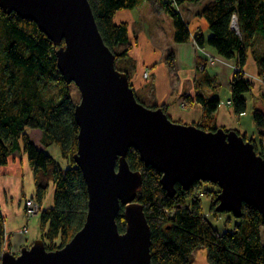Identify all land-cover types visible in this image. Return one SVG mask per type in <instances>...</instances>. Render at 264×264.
Returning <instances> with one entry per match:
<instances>
[{
	"label": "trees",
	"instance_id": "1",
	"mask_svg": "<svg viewBox=\"0 0 264 264\" xmlns=\"http://www.w3.org/2000/svg\"><path fill=\"white\" fill-rule=\"evenodd\" d=\"M146 1L89 0L101 37L117 57V62L128 59L131 45L129 25L117 24L115 17L119 12L137 9ZM202 1L169 0L162 7L174 23L177 44L189 42L193 37L201 49L208 44L224 60L234 62L236 70L229 84L231 103L237 116L244 115L248 111L247 96L255 89L254 83L245 75V67L256 37L261 36L264 41V0L211 1L201 13L211 32L208 39L201 33L192 36L189 25L177 10L183 4ZM235 21L237 31L233 29ZM121 48L119 53L117 50ZM57 51L53 41L34 22L0 8V167L8 166L11 156L24 152L35 173V199L41 207L51 184L54 186V207L41 212V239L51 251L66 246L83 228L89 205L87 184L74 160L79 150L80 133L74 116L77 105L70 94V85L65 83L59 71ZM253 53L264 84V50ZM168 63L172 67L173 57ZM117 69L129 77L134 71ZM137 100L146 106L138 97ZM186 100L187 106L197 103L209 116L218 111L221 103L219 98H206L201 94L195 99L186 97ZM162 109L168 114L165 106ZM252 118L259 142L243 136L262 151L264 109L254 110ZM195 125L206 131L215 130L206 121ZM28 131L41 133L42 148L35 144ZM54 145L61 151L62 159L69 162L65 169L48 152ZM127 158L130 169L141 172L144 180L136 202L143 206L151 228L153 264H192L194 253L203 249L207 251L209 264H264L261 237L264 222L257 208L245 203L242 216L234 217L233 231L221 233L202 209V196L206 195L212 200L214 215L219 214L215 210L220 193L217 185L200 181L186 191L177 184L176 194L170 197L163 190L161 173L146 166L136 149L131 148ZM200 185L202 192L198 191ZM123 210L117 218L121 233L127 226ZM6 244V219L0 208V252Z\"/></svg>",
	"mask_w": 264,
	"mask_h": 264
},
{
	"label": "water",
	"instance_id": "2",
	"mask_svg": "<svg viewBox=\"0 0 264 264\" xmlns=\"http://www.w3.org/2000/svg\"><path fill=\"white\" fill-rule=\"evenodd\" d=\"M0 8L34 22L53 41L65 83L81 93L74 160L89 195L87 220L66 246L51 251L38 239L19 254L5 252L0 264H153L151 228L136 202L144 180L130 169L131 148L161 173L170 197L177 184L189 191L197 182L213 183L220 188L218 213L240 218L246 203L264 222V149L259 153L238 131L183 125L162 108L138 102L101 37L89 0H0ZM123 208L127 226L121 233L117 218Z\"/></svg>",
	"mask_w": 264,
	"mask_h": 264
},
{
	"label": "crops",
	"instance_id": "3",
	"mask_svg": "<svg viewBox=\"0 0 264 264\" xmlns=\"http://www.w3.org/2000/svg\"><path fill=\"white\" fill-rule=\"evenodd\" d=\"M148 1L150 0L137 9L119 12L115 17L117 24L129 25L131 49L128 59L124 62L125 64L133 63L135 71L130 74V80L138 99L151 108L165 106L169 117L174 122L195 125L200 121H206L215 129L238 131L240 135L249 139L250 130L256 129L252 118L253 112L256 109L263 110L264 84L260 79L258 64L253 53L255 50L260 53L264 50V41L261 36L256 37L255 46L249 49L245 67V75L254 83L255 89L247 96V113L237 116L232 107L229 86L235 71L234 62L224 60L208 44L201 49L193 37L189 42L177 44L172 19L168 30L170 36L165 35L161 26L156 24L154 13H151L154 18L148 19L149 13L143 11ZM159 1L161 5L164 3L163 0ZM211 1L213 0H203L200 3H186L177 7L184 21L189 25L192 36L200 33L205 35L206 39L211 36L207 21L201 18L203 9ZM158 9L162 19L165 14L164 9L163 7ZM206 54L212 57L209 58ZM172 57L171 67L168 59ZM145 72H149V80L144 79ZM198 94L206 98H219L221 103L218 111L209 116L197 103L182 107L181 104L187 101L186 97L195 99ZM248 112L252 120L246 126L243 118L245 115L248 117ZM8 163V166L0 167V208L6 219L7 244L5 247L13 254H19L22 249L31 247L36 240L41 239L42 224L40 216L30 221L24 216L25 201L34 199L36 196L35 173L26 154L24 152L15 154L10 157ZM51 188L53 193L47 194L42 204V211L54 207V186L50 187L52 191ZM25 227L28 232L23 234ZM261 230L263 241L264 230L262 228ZM194 255L192 264H209L206 249L198 250Z\"/></svg>",
	"mask_w": 264,
	"mask_h": 264
},
{
	"label": "rangeland",
	"instance_id": "4",
	"mask_svg": "<svg viewBox=\"0 0 264 264\" xmlns=\"http://www.w3.org/2000/svg\"><path fill=\"white\" fill-rule=\"evenodd\" d=\"M163 1L164 2H167V0H163ZM159 7L162 8L161 1H159V0H150V1H148L147 5L143 9V11L146 12L147 14L149 13L148 14V15H150L148 17L149 20H150V17L151 18H154L153 14H151V13H154L156 15V20H157L156 21L157 22L156 24L158 26L159 25L161 26V28L163 29L165 35L170 36L168 30L171 27L170 26L171 17L168 15L167 12H165L163 10L165 12V14H163V17H162L163 20L160 19V16L159 15L161 13L159 12V9H158ZM157 12H159V14H157ZM117 51L120 53L122 51V48L121 49H118ZM116 67L117 68H120V69H124V70L126 69L125 67H128L129 69H133L135 71V69L133 68L134 67L133 66V63L131 62V63H126L125 64V62H124L123 59L121 61H119V62H116ZM147 74H148V76L146 77ZM143 77H144L145 80H149V77H150L149 72H145ZM129 80H130V77H129ZM132 88H133V86H132ZM70 89H71L70 90V94H72L73 102L75 103V105L80 104L81 103V100H82V96H81V93L79 92V89L77 88V86L74 83L72 85H70ZM136 97H137V95H136ZM253 100H254V98H253ZM262 104H263V109H264V98L262 99ZM181 105H182V107H185V106H187V102L185 101ZM249 107H251V106L249 105ZM148 108L152 109L153 107L152 108L151 107H148ZM249 114L250 113L248 112V115H247L248 117H246V115H245V117L243 118L244 124L246 126H248L250 124V121L252 120V119H250L251 117L249 116ZM245 118H246V120H245ZM175 122H177V121H175ZM177 123H181L183 125H186V124H184L182 122H177ZM187 125H189V124H187ZM28 132H29L30 137H32V140L35 142V144H37V146H40L42 148V143H41V137H42V135H41V133H39V132H30V131H28ZM249 135H250V138L249 139H253L254 138L257 141V143L259 142L258 141L259 138H260L259 137V133H258V131L255 128H253L252 130H250ZM253 136H255V137H253ZM257 149H258V152L262 153L260 151L259 147H257ZM48 152L53 156V158H55L56 161L59 162V164H60V166L62 168L65 169L67 166H69V162L66 161V160L64 161L62 159L61 151L55 145L49 147L48 148ZM51 186H52V184H51ZM192 187H194V185ZM51 189H52V191L50 190L49 192L52 194L53 193V188H51ZM198 191H200V192L203 191V188H202L201 185H200V189ZM202 199H203V203H202L203 208L202 209L204 210V213L206 214L208 220L211 221L212 225H214V227L216 228V230H218L221 233H224L225 231H233L234 226H235V224H234L235 223V218L233 217V215L231 213H227V212H223V213H219L218 215H214L213 211L211 210L212 200L209 199L206 195H203L202 196ZM41 212H42V210H39V212L36 213V214H34V216H30L29 214H27L26 204H24V216H25V218H27L28 221L35 219L34 217H36V216H40L41 217ZM41 219H42V217H41ZM262 229L264 230V226L262 227ZM2 252L5 253V252H11V251L7 247H4L3 250H2ZM2 252H0V261H1V258H2Z\"/></svg>",
	"mask_w": 264,
	"mask_h": 264
},
{
	"label": "built area",
	"instance_id": "5",
	"mask_svg": "<svg viewBox=\"0 0 264 264\" xmlns=\"http://www.w3.org/2000/svg\"><path fill=\"white\" fill-rule=\"evenodd\" d=\"M202 51L203 50H201V52ZM206 55H208L209 58L212 57L209 54H206ZM235 70H236V68H235ZM147 76H148V74L146 75V77ZM25 202H26L25 204H26L27 214H29L30 216H34V214L38 213L39 210H42V207L39 206V204L37 203L35 198L34 199L33 198L27 199ZM27 232H28V229H26V227H25L24 230H23V234L24 233L26 234Z\"/></svg>",
	"mask_w": 264,
	"mask_h": 264
},
{
	"label": "flooded vegetation",
	"instance_id": "6",
	"mask_svg": "<svg viewBox=\"0 0 264 264\" xmlns=\"http://www.w3.org/2000/svg\"><path fill=\"white\" fill-rule=\"evenodd\" d=\"M142 102V101H141Z\"/></svg>",
	"mask_w": 264,
	"mask_h": 264
}]
</instances>
